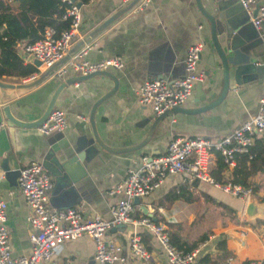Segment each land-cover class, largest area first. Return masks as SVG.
Wrapping results in <instances>:
<instances>
[{
	"label": "crops",
	"instance_id": "obj_1",
	"mask_svg": "<svg viewBox=\"0 0 264 264\" xmlns=\"http://www.w3.org/2000/svg\"><path fill=\"white\" fill-rule=\"evenodd\" d=\"M254 1L256 5L264 4V0ZM199 3L215 17L219 44L225 49L224 33L220 32L224 23L233 33V46L237 48L234 52L240 55L241 62H249L237 69L229 67L228 89L210 109L197 113L168 111L156 121L150 107L139 104L137 99L138 88L146 79L181 76L185 50L198 41L202 48L196 69L203 76L180 109H195L219 95L222 87L219 60L210 41L208 22L200 14L195 0H150L141 9L130 8L86 42L91 46L85 55L89 61L120 58V68L107 70L117 81L116 89L99 102L91 114L93 103L112 87L111 79L94 76L64 87L54 105L66 118L62 132L43 135L36 127L7 124L4 115L6 109L17 122L37 120L60 81L52 72L28 89L0 88V122L4 123L0 130V199L6 204L5 227L13 256L30 254L29 211L14 174L23 165L39 162L48 174L52 183L45 203L48 211L72 207L82 218L97 215L108 219L109 206L118 198L116 194L109 195L108 190L123 178L127 169L137 166L140 156L161 154L173 136L221 137L256 113L258 99L264 94V47L259 41L264 36V21L255 29L237 0H199ZM124 5L122 0L81 3L78 35L67 57L79 40ZM22 45L23 42L17 44V54L23 63L33 66V61L24 54L21 57ZM35 68L38 70L32 74L35 78L46 70L42 66ZM72 76L74 74L69 72L65 78ZM32 80L0 78L1 82L9 84ZM218 156L211 157L209 175L216 182H231L236 157L232 165H225ZM258 176L264 174L247 178L248 186L254 191L244 202L208 183L184 180L178 174L168 175L157 189L138 199L135 211L143 214L144 208L151 218L164 225L171 241L176 240L183 248L191 249L202 236L213 235L194 264H199L197 260L204 255L211 259L208 264H240L249 259H264L263 190L251 186ZM179 185H184L182 197L164 200L165 195ZM248 202L254 203L258 214H245ZM241 228L247 229L243 237L237 234ZM132 230L131 225H122L105 233V239L123 246L127 259L119 264H167L158 245L142 228L137 231L151 251L152 260L144 263L129 255L126 247ZM219 240L224 242L223 250H217ZM92 254L93 241L80 236L64 241L58 252L41 264H92ZM218 255L220 261L215 260ZM228 257H231L229 263L226 262Z\"/></svg>",
	"mask_w": 264,
	"mask_h": 264
},
{
	"label": "built area",
	"instance_id": "obj_2",
	"mask_svg": "<svg viewBox=\"0 0 264 264\" xmlns=\"http://www.w3.org/2000/svg\"><path fill=\"white\" fill-rule=\"evenodd\" d=\"M61 1L67 4L61 15V19L68 22L67 28L56 33L52 27H45L38 40L21 47V57L37 61L45 69L64 58L78 35L81 21L79 6L70 0ZM122 1L126 4L131 0ZM237 1L249 18L250 24L258 29L264 21V4L256 5L254 0ZM148 2L150 0H137L133 7L141 9ZM254 10L256 11L253 16ZM260 44L264 47V36L260 37ZM90 48L89 44L81 45L60 62L52 74L58 80H63L69 72L74 75H86L122 66L119 57L87 60L85 55ZM201 48L200 41L186 48L181 76L143 81L137 92L139 104L149 106L155 116L181 106L191 95L195 83L200 82L203 76L196 69ZM32 79H35V76L27 77V80ZM3 126L4 123L0 122V130ZM65 127L66 118L63 111L53 107L36 130L40 134L48 135L62 132ZM255 139L264 142V94L258 99L256 113L226 135L215 139L205 136H173L161 154L140 156L137 166L127 169L123 178L108 190L109 195H118L116 201L109 206L108 219L97 215L82 218L72 207L48 211L45 203L52 183L41 163L31 161L18 169L16 178L20 195L29 211L27 222L30 254H11L5 227L6 204L0 199V264H41L56 254L64 241L80 236H87L93 241L92 264L124 263L127 256L123 246L105 239V233L118 225H131L134 229L127 239L126 248L129 255L141 262L152 260V253L143 244L137 228H142L150 235L167 264H194L202 255V249L214 236L210 235L201 240L188 251L179 249L171 241L162 223L154 221L150 216L136 213L132 200L142 198L157 189L166 176L178 174L184 180L208 183L234 198L247 202L252 196L251 187L230 181L216 182L210 177L209 170L214 154L219 155L225 165H232L237 154H246L250 158V148ZM246 232V228H241L237 234L243 237ZM230 261L231 257H228L226 262ZM240 264H264V259H249Z\"/></svg>",
	"mask_w": 264,
	"mask_h": 264
},
{
	"label": "trees",
	"instance_id": "obj_3",
	"mask_svg": "<svg viewBox=\"0 0 264 264\" xmlns=\"http://www.w3.org/2000/svg\"><path fill=\"white\" fill-rule=\"evenodd\" d=\"M79 1L84 3L86 0ZM66 6L67 4L61 0H0V78L8 76L20 80L38 73L34 66L23 63L17 54L16 46L20 42L27 44L38 40L45 27H52L56 33L66 29L68 22L61 19ZM250 153V158L246 154L235 156L236 164L233 168L231 182L248 186V177L254 174H264V142L261 139H255ZM221 165L218 161V166L221 167ZM215 179L219 181V178ZM183 187L184 185H179L170 190L171 192L165 195L164 200L182 197ZM152 219L157 221L154 217ZM205 237L202 236L199 241ZM173 243L179 249L190 250L188 246L183 248L176 240ZM223 246V240L216 243L217 250H223ZM220 255L215 260H218ZM210 262L211 259L205 255L197 260L199 264Z\"/></svg>",
	"mask_w": 264,
	"mask_h": 264
},
{
	"label": "water",
	"instance_id": "obj_4",
	"mask_svg": "<svg viewBox=\"0 0 264 264\" xmlns=\"http://www.w3.org/2000/svg\"><path fill=\"white\" fill-rule=\"evenodd\" d=\"M71 2H75L76 0H70ZM137 2V0H131L128 3H126L124 6H122L120 9H118L117 11H115L113 14H111L106 20H104L102 23H100L96 28H94L91 32H89L86 36H84L81 40H79L71 49L70 52H74L77 48H79L81 45H83L84 43L88 42L92 37H94L97 32L99 30H101L102 28H104L105 26H107L110 22H112L114 19H116L118 16H120L121 14H123L124 12H126L127 10H129L130 8L133 7V5ZM196 2V6L200 12V14L207 20L208 22V26H209V33H210V41L213 45V48L215 50V53L217 55V58L219 60V65H220V71H221V76H222V87L220 90L219 95L217 96L216 99H214L213 101L204 104L202 106H199L195 109L192 110H181L180 106L174 107L171 110V112H175V111H187L188 113H197V112H201V111H205L207 109L212 108L213 106H215L217 103H219V101L224 97L227 89H228V71H229V67L232 68H239L242 67L244 65H246L249 62H241L240 60V55L238 53H235L234 51L237 48H234L233 46V42L235 41L233 33L227 29L226 25L223 23L220 32L224 33V41H225V49L219 44L218 42V38L217 35L219 34L218 32V28L216 26V20L215 17L211 14H209L208 12H206L205 10H203V8H201L199 0H195ZM77 6H80V2H75ZM255 11H253V16L255 15ZM260 41V40H259ZM68 56L65 55L64 58L60 61L62 62L63 60L66 59V57ZM58 62L57 64H54L53 66L47 68L43 73H41L38 77H36L34 80L28 82V83H21V84H9V83H5V82H1L0 81V88L2 89H28L31 88L37 84H39L42 80H44L51 72H53V70L56 68V66L60 63ZM33 66L35 67H39L40 64L37 61H33L32 62ZM94 76H104L107 77L109 79H111L112 81V87L106 92L104 93L100 98H98L92 105V108L90 110L91 114L93 113L95 107L97 106V104L99 102H101L102 100H104L105 98H107L108 96H110L116 89V85H117V81L114 78V76L109 72V71H96L90 74H86V75H74L72 77L69 78H64L63 80H60L58 85L56 86V88L54 89L53 93L51 94L49 101L43 111V113L41 114V116L35 120L34 122H17L15 121L13 118L10 117V115L8 114L7 110L4 109V115L6 120L8 121L7 124H11V125H15V126H20V127H37L39 126L47 117L48 113L50 112V110L54 107L55 105V100L57 98V95L59 94V92L66 87L68 84L73 83V82H78V81H83L86 79H89L91 77ZM166 111V112H168ZM166 112L162 113L159 116H156V121L158 119H160ZM95 140H97V142H99L98 138H96V136L94 137ZM100 143V142H99ZM7 168L5 167L4 170H6ZM15 175L18 174V170H16V172H14ZM9 175H13L9 174ZM133 204H137L138 203V198H134L132 200ZM245 214L247 216H253L254 214H258L259 210H256V207L254 205L253 202H248L245 205ZM261 211V210H260ZM142 213L146 216H150L146 210L144 208H142ZM122 225H118L114 228H111L110 230H115L117 228H121Z\"/></svg>",
	"mask_w": 264,
	"mask_h": 264
},
{
	"label": "rangeland",
	"instance_id": "obj_5",
	"mask_svg": "<svg viewBox=\"0 0 264 264\" xmlns=\"http://www.w3.org/2000/svg\"><path fill=\"white\" fill-rule=\"evenodd\" d=\"M251 186H259L258 188L263 190L262 194H263V197H264V176L255 177L254 181L251 183Z\"/></svg>",
	"mask_w": 264,
	"mask_h": 264
}]
</instances>
